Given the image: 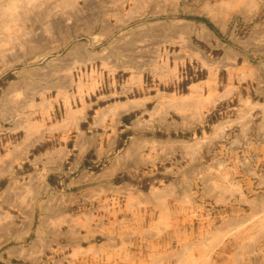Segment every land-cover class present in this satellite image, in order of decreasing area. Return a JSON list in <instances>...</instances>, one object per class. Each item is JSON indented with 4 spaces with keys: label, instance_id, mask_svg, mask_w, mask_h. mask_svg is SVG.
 I'll return each mask as SVG.
<instances>
[{
    "label": "rangeland",
    "instance_id": "1",
    "mask_svg": "<svg viewBox=\"0 0 264 264\" xmlns=\"http://www.w3.org/2000/svg\"><path fill=\"white\" fill-rule=\"evenodd\" d=\"M243 1L244 15L231 0H207L221 14L209 12L203 0H0V156L41 115L58 118L64 101L69 106L85 95L123 101L164 93L165 104L159 110L150 104L142 117L147 131L136 133L147 157L141 174H158L137 178L146 192L158 181L179 184L180 198L169 208V237L150 248L181 252L191 242L197 257L191 264L205 263L198 259L204 249L220 264L226 257L215 256L225 250L216 231L229 218L249 236L264 234V206L247 204L264 195V59L254 57L264 0ZM203 26L212 31L210 47L199 39ZM205 78L212 97L226 91L229 97L205 107L202 98L187 97L181 103L188 109L172 110L179 107L173 97H185L190 84ZM170 140L180 142L173 158L166 154ZM155 153L164 159L152 160ZM163 215L157 209L156 218Z\"/></svg>",
    "mask_w": 264,
    "mask_h": 264
},
{
    "label": "crops",
    "instance_id": "2",
    "mask_svg": "<svg viewBox=\"0 0 264 264\" xmlns=\"http://www.w3.org/2000/svg\"><path fill=\"white\" fill-rule=\"evenodd\" d=\"M203 1L209 12L222 13L217 4ZM231 1L241 10L237 14H248L243 0ZM261 4L260 12L264 2ZM257 27L262 30L254 35L259 42L254 57L264 59V28ZM212 36L210 28L203 26L199 39L210 47ZM253 46L256 47L255 42ZM189 88L191 92L185 97H173V105L179 107L172 110L188 109L181 103L187 97L202 98L204 107L229 97L227 91L212 97L213 87L208 78L190 84ZM143 96L114 101L100 93L94 98L76 97L77 104L69 106L64 101L58 118L49 121L41 115L36 124L22 128V140L7 142L8 151L0 156V264L195 262L191 242L183 244L181 252L158 253L150 248V243L171 232L173 219L169 208L172 201L179 202L180 187L161 186L158 181L146 192L142 180L137 178L158 174V170L141 174L147 157L141 147L143 138L136 133L147 131L148 122L142 117L149 105L155 103L159 110L165 104L163 100L168 99L164 93ZM11 129L19 133L21 130L19 125ZM166 143L170 149L166 154L173 158L180 142ZM151 159L163 160L164 156L155 153ZM174 168L172 163L168 171L173 173ZM124 176L139 182H127ZM260 182L264 186V173ZM247 200L242 195L241 201ZM254 200L259 203L256 205L264 206V195L246 203L254 204ZM157 209L165 211L161 220L156 218ZM239 226V220L229 218L216 231L222 236L221 247L225 250L220 254L217 251L215 256L226 257L220 264H264V234L249 236V230L242 228L241 232L237 230ZM148 249L152 250L149 256ZM161 250L159 247L158 251ZM211 255V250L204 249L198 259L205 258L204 264H213L216 260Z\"/></svg>",
    "mask_w": 264,
    "mask_h": 264
},
{
    "label": "bare ground",
    "instance_id": "3",
    "mask_svg": "<svg viewBox=\"0 0 264 264\" xmlns=\"http://www.w3.org/2000/svg\"><path fill=\"white\" fill-rule=\"evenodd\" d=\"M151 259V258H150Z\"/></svg>",
    "mask_w": 264,
    "mask_h": 264
}]
</instances>
